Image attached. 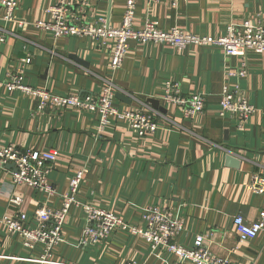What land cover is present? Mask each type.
<instances>
[{
  "label": "crops",
  "instance_id": "1",
  "mask_svg": "<svg viewBox=\"0 0 264 264\" xmlns=\"http://www.w3.org/2000/svg\"><path fill=\"white\" fill-rule=\"evenodd\" d=\"M58 0H18L16 21L3 26L0 41V81L12 68L24 72V83L56 95L97 94L111 81L123 110L145 106L155 112L160 130L139 140L124 124L111 121L98 131L97 116L76 109L39 112L37 104L19 91L0 88V147L19 150H53L58 159L48 173L56 193L47 196L25 186L13 188L11 176L0 170V217L26 213L29 218L43 205L59 208L69 180L85 171L79 202L118 214L135 224L140 209L162 206L177 212L184 230L177 242L191 246L197 235L206 237L204 247L229 264H264V233L238 239L232 219L253 222L262 199L249 190L251 176H264V55H246L244 78L226 79L230 69H240L241 58H228L217 48L165 45L140 46L129 42L130 51L119 70L108 69L110 47L86 38L53 39L34 28L45 19L44 10ZM77 18L92 21L105 17L119 26L125 0H64ZM156 23L161 29L178 27L200 35L223 34L228 25L264 22V0H136L134 24ZM71 57L84 62L81 65ZM30 60L25 63V60ZM177 83L184 96L201 93L204 112L186 121L177 109L158 100L160 87ZM238 87L254 113L243 127L220 116L222 86ZM156 100L166 113L152 108ZM226 153L240 160L237 170L224 165ZM22 198L21 208L10 203ZM82 211L73 208L64 226V242L53 261L82 263L89 245H80L85 227ZM94 247L92 264H177L165 249L152 250L141 239L117 232ZM39 250L24 249L18 237L0 233V264H42ZM105 258L104 261H98ZM98 261V262H97ZM189 264V263H187Z\"/></svg>",
  "mask_w": 264,
  "mask_h": 264
},
{
  "label": "built area",
  "instance_id": "2",
  "mask_svg": "<svg viewBox=\"0 0 264 264\" xmlns=\"http://www.w3.org/2000/svg\"><path fill=\"white\" fill-rule=\"evenodd\" d=\"M159 2V0H149ZM177 0H172L176 5ZM18 0H0V24L6 26L16 21ZM45 19L34 23V28L47 32L53 39L86 38L110 47L108 69L111 73L119 70L130 51L129 42L137 45H165L182 51L186 48H217L228 58H241L244 63L240 69H230L226 79L246 76V55H264V22L258 25L243 23L228 25L223 34L200 35L184 31L178 27L161 29L156 23L145 21L136 27V0H125L123 16L119 26H111L105 17L92 21L77 18L71 13V5L58 0L44 10ZM4 28L0 26V41L4 39ZM30 60L26 59L25 63ZM24 72L18 68L8 71L6 79L0 81V88L19 91L37 104L42 112L76 109L97 116L98 131L102 132L111 121L124 124L137 139L152 138L160 125L155 112L145 106L123 110L116 104V89L111 81H104L97 94L66 96L56 95L46 89L33 88L24 83ZM158 100L165 106L177 109L186 121H194L204 112V97L201 93L189 96L181 94L177 83L165 82L160 87ZM220 116L228 115L230 120L243 127L254 113V107L239 88L224 84L220 93ZM58 159L53 150H19L11 145L0 147V170L11 176L13 188L25 186L44 195L52 196L56 187L48 179L50 169ZM9 166H12L10 169ZM85 171L80 170L69 180L68 188L62 195L63 204L59 208L43 205L29 218L26 213L4 214L0 217V233L5 232L18 237L21 245L28 251L39 250L42 264H65L53 261L57 248L64 242V226L73 208L80 209L84 215L85 227L80 245H101L117 232L138 237L150 249H165L177 258V264H229L226 258L211 253L204 247L206 237L197 235L191 246L177 242L184 230L179 214L162 206L147 205L140 209L139 220L135 224L124 221L118 214L99 209L90 203H80L78 196L83 184ZM249 190L260 197V210L257 219L246 222L235 216L232 221L239 240L253 239L264 233V176H251ZM22 198L16 194L10 203L21 208Z\"/></svg>",
  "mask_w": 264,
  "mask_h": 264
},
{
  "label": "water",
  "instance_id": "3",
  "mask_svg": "<svg viewBox=\"0 0 264 264\" xmlns=\"http://www.w3.org/2000/svg\"><path fill=\"white\" fill-rule=\"evenodd\" d=\"M74 61H76L77 63L81 64V65H85L86 64L78 59H76L75 57H71ZM115 98L122 101L123 103L129 104V99H127L124 95H122L121 93H116L115 94ZM147 103H149L153 109L158 110L162 113H166V111L159 106V102L156 100H148ZM224 165L228 168L231 169H235L237 170L239 168L240 165V160L235 158L232 153H226L225 157H224ZM9 168L11 169L12 166H9Z\"/></svg>",
  "mask_w": 264,
  "mask_h": 264
},
{
  "label": "rangeland",
  "instance_id": "4",
  "mask_svg": "<svg viewBox=\"0 0 264 264\" xmlns=\"http://www.w3.org/2000/svg\"><path fill=\"white\" fill-rule=\"evenodd\" d=\"M118 108H121L119 105H118ZM122 109V108H121ZM88 256H94V260L96 261L97 260V255H96V252H94V247L92 246H88L87 250H86V254L85 256L83 257L82 259V263H89V264H92L91 261H88ZM105 258H102L101 260H98V261H104ZM97 261V262H98Z\"/></svg>",
  "mask_w": 264,
  "mask_h": 264
}]
</instances>
